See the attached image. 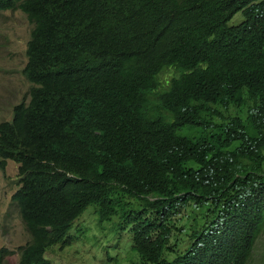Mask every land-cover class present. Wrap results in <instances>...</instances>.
<instances>
[{"label":"trees","instance_id":"trees-1","mask_svg":"<svg viewBox=\"0 0 264 264\" xmlns=\"http://www.w3.org/2000/svg\"><path fill=\"white\" fill-rule=\"evenodd\" d=\"M17 9L30 97L0 123V169L17 164L19 264H52L89 206L130 235L129 264H247L264 228V0H0ZM188 206L204 210L182 247Z\"/></svg>","mask_w":264,"mask_h":264},{"label":"rangeland","instance_id":"rangeland-1","mask_svg":"<svg viewBox=\"0 0 264 264\" xmlns=\"http://www.w3.org/2000/svg\"><path fill=\"white\" fill-rule=\"evenodd\" d=\"M240 13L232 21L240 20ZM32 25L21 10L0 12V123L11 120L14 106L29 101L31 83L23 69L27 62L26 48ZM177 75L175 69H167L162 80ZM163 84H165L163 82ZM224 115L239 113L237 109H222ZM246 114L245 110L242 112ZM17 164L8 161L5 170L0 169V249H6L2 264H19V247L26 244L29 234L19 218L11 195L17 188ZM204 209L188 206L172 216L186 246L190 225L201 219ZM118 219L99 222L94 207L89 206L75 221L69 235L77 237L70 246H53L47 251L52 264H129L127 257L132 241L128 233L119 236ZM80 228V229H76ZM247 264H264V228L260 231Z\"/></svg>","mask_w":264,"mask_h":264}]
</instances>
